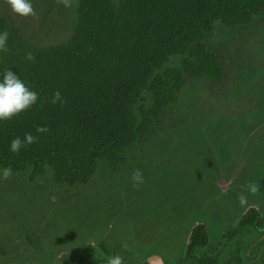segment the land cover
<instances>
[{
	"label": "rangeland",
	"instance_id": "obj_1",
	"mask_svg": "<svg viewBox=\"0 0 264 264\" xmlns=\"http://www.w3.org/2000/svg\"><path fill=\"white\" fill-rule=\"evenodd\" d=\"M32 3L35 16L14 14L6 0H0V14L36 46L72 37L74 0ZM224 25L217 21L204 37L226 67L224 81L189 78L153 133L124 150L126 162L118 171L101 156L94 176L74 185L56 183L51 171L29 180L26 173L0 170V264H76L87 254H118L123 264H144L147 256L159 254L167 264H179L205 193L243 183L251 174L243 161L264 151V15L247 26ZM184 57L172 56L164 68L180 67ZM256 103L263 109L257 112ZM249 106L255 111L251 123ZM232 149L228 170L213 166L202 176L204 158L218 162ZM260 235L241 230L222 248L220 264H235L237 248L244 264H264V254L256 261L246 257Z\"/></svg>",
	"mask_w": 264,
	"mask_h": 264
},
{
	"label": "trees",
	"instance_id": "obj_2",
	"mask_svg": "<svg viewBox=\"0 0 264 264\" xmlns=\"http://www.w3.org/2000/svg\"><path fill=\"white\" fill-rule=\"evenodd\" d=\"M74 1L72 37L50 46L33 45L0 16V32L8 33L0 74L12 69L38 93L30 110L0 121V170L6 174L23 172L34 180L51 171L56 183L74 185L94 176L99 156L121 168L124 150L153 133L189 78L222 81L223 66L203 41L216 21L245 25L264 13V0ZM29 51L31 61L25 58ZM176 55H186L182 65L164 68ZM56 91L62 104L52 103ZM25 133L35 142L11 152L10 141ZM245 222L259 226L263 219L251 208ZM206 244V227L199 225L189 246L195 264H216L203 252ZM79 264L105 262L85 257Z\"/></svg>",
	"mask_w": 264,
	"mask_h": 264
},
{
	"label": "flooded vegetation",
	"instance_id": "obj_3",
	"mask_svg": "<svg viewBox=\"0 0 264 264\" xmlns=\"http://www.w3.org/2000/svg\"><path fill=\"white\" fill-rule=\"evenodd\" d=\"M259 15H264V13L255 15L252 22H250L249 24L234 26L250 25L253 23L254 19ZM0 16L3 15L0 14ZM224 26L234 27L227 24H225ZM207 48L210 52L214 53L208 47V45ZM214 55L216 56V59L219 61V63L223 66L224 70L223 79L221 82H215L213 80L212 81L214 83H222L226 76V67L219 60L216 53H214ZM226 102L228 101L226 100ZM224 106L225 104H223L222 107ZM256 107L258 108L257 112L260 111V109H263V106L258 105V103H256ZM245 112L248 118H246V122L248 121V123H251L252 115L255 113V111L251 110V107L249 106V110L247 111L245 109ZM258 123L259 125H261L263 122ZM247 125L249 128H251V124ZM260 129L262 128L260 127ZM255 156L256 157L254 158V160L248 162L249 165L245 164V167L247 169H249L250 167L249 170L251 171V174L246 175V177H244L243 183L240 182L238 184H234L225 190H216L214 191L215 193L211 195H209V193H205V196L203 197L205 201L202 202L201 207H199L200 218L191 227L190 231L186 236L179 264H186V262L189 264H195L194 262H192L191 257H189V246L192 243V234L194 232V229L199 225H204L206 227L207 244L206 249L203 250V252L207 253V256L209 257H214L216 260V264H220L219 258L221 256V250L225 246L226 242L228 240H231L241 230L249 231L253 229L256 231H261L260 237L252 243L250 249L246 253V257L251 258L253 261H256L258 256L264 254V151L259 149ZM262 168L263 170L260 174H258ZM119 169H117V171ZM251 208H255L259 212L260 217L263 219V223L261 225L258 226L250 222H245L249 210ZM235 254V264H244L245 258L239 248L235 250ZM85 257L100 259L104 261L105 264L107 260V257L105 256H95L93 254H87L81 257L80 259ZM80 259L76 262V264H79ZM63 264L73 263L65 262ZM144 264H167V262L163 256L159 254H152L146 257Z\"/></svg>",
	"mask_w": 264,
	"mask_h": 264
},
{
	"label": "clouds",
	"instance_id": "obj_4",
	"mask_svg": "<svg viewBox=\"0 0 264 264\" xmlns=\"http://www.w3.org/2000/svg\"><path fill=\"white\" fill-rule=\"evenodd\" d=\"M14 14L28 17L35 16V10L32 0H6ZM8 39L7 32H0V51H7L6 44ZM25 58L29 61L34 59L32 52H27ZM38 101V93L29 87L23 79L12 69H8L0 74V121L11 120L13 117L30 110ZM60 101L61 94L56 91L53 94L52 103ZM46 127H38L37 132H47ZM36 137L31 133H25L23 139L19 136L13 138L9 144V150L13 153H19L27 145L34 143ZM142 181V176L136 174L134 177ZM95 247V242H90ZM106 264H123L122 257L118 254L107 258Z\"/></svg>",
	"mask_w": 264,
	"mask_h": 264
},
{
	"label": "crops",
	"instance_id": "obj_5",
	"mask_svg": "<svg viewBox=\"0 0 264 264\" xmlns=\"http://www.w3.org/2000/svg\"><path fill=\"white\" fill-rule=\"evenodd\" d=\"M244 128H242L241 130H243ZM230 151H231L230 153L223 154L224 156L222 158H224V157H226V158H224V159H222V160H220L218 162L216 160L214 161L212 159V157L210 159H208V160L204 158V160H206V161L202 162L204 164V165H202V168H204V167H206V168L202 169V171H201L202 172V176L209 175L211 173V169H212L211 167H213V166L220 167L222 169L228 170L229 166L231 165L232 159H233V158H231L233 156V149L230 150ZM250 155H252V154H250ZM250 155H249V157L245 158L246 161H243V162H251L253 159H249ZM215 163H217V164H215ZM203 189L205 190L206 188H203ZM206 194H208V193H206Z\"/></svg>",
	"mask_w": 264,
	"mask_h": 264
}]
</instances>
